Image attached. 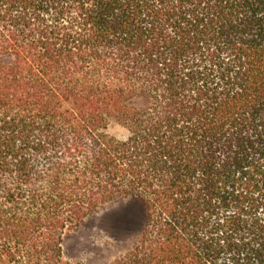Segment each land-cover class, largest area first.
I'll return each mask as SVG.
<instances>
[{
  "label": "trees",
  "instance_id": "trees-1",
  "mask_svg": "<svg viewBox=\"0 0 264 264\" xmlns=\"http://www.w3.org/2000/svg\"><path fill=\"white\" fill-rule=\"evenodd\" d=\"M129 198L106 264H264V0H0V264Z\"/></svg>",
  "mask_w": 264,
  "mask_h": 264
},
{
  "label": "rangeland",
  "instance_id": "rangeland-1",
  "mask_svg": "<svg viewBox=\"0 0 264 264\" xmlns=\"http://www.w3.org/2000/svg\"><path fill=\"white\" fill-rule=\"evenodd\" d=\"M134 103L138 104V100ZM107 131L118 139L129 135L128 130L116 122H112ZM145 215V207L135 198L107 205L77 231L67 233L66 257L79 264H106L114 260L134 245L144 226Z\"/></svg>",
  "mask_w": 264,
  "mask_h": 264
}]
</instances>
